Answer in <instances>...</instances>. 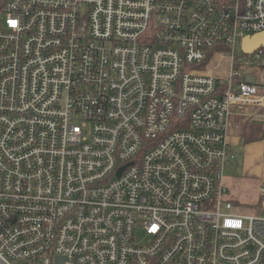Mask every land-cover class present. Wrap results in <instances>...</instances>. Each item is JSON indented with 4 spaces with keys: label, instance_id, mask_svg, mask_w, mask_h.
Segmentation results:
<instances>
[{
    "label": "built area",
    "instance_id": "2783aa9c",
    "mask_svg": "<svg viewBox=\"0 0 264 264\" xmlns=\"http://www.w3.org/2000/svg\"><path fill=\"white\" fill-rule=\"evenodd\" d=\"M262 31L264 0H0V264H264L225 180Z\"/></svg>",
    "mask_w": 264,
    "mask_h": 264
},
{
    "label": "rangeland",
    "instance_id": "374dc122",
    "mask_svg": "<svg viewBox=\"0 0 264 264\" xmlns=\"http://www.w3.org/2000/svg\"><path fill=\"white\" fill-rule=\"evenodd\" d=\"M242 58L245 59V62H249L250 60V58L247 59L241 55L237 58L235 64H239ZM230 61L227 57L222 58L219 55H215L211 57L205 69L207 72L226 80L230 74ZM251 64L246 66L244 71L253 72L256 80L264 84V53L262 52L260 57L256 58L253 64ZM237 67L240 66L237 65ZM234 145L236 158L231 160L225 168V180L230 186L231 195L234 197L236 203L243 208H240L243 214L264 215V211L260 210L261 205L257 193L263 168V142L260 140L244 144L241 141V143H234Z\"/></svg>",
    "mask_w": 264,
    "mask_h": 264
},
{
    "label": "trees",
    "instance_id": "16d2710c",
    "mask_svg": "<svg viewBox=\"0 0 264 264\" xmlns=\"http://www.w3.org/2000/svg\"><path fill=\"white\" fill-rule=\"evenodd\" d=\"M257 52L264 53V47L259 49ZM239 54H240L239 56L243 55L245 58L251 59L253 57V54L251 55L244 54L241 48H240ZM209 60L210 58H208L206 62L208 63ZM252 60L254 59L252 58ZM253 62L254 61H252V64ZM260 111H263V108H261ZM240 119L242 120V124H241L239 133H240L242 143L248 144V143L257 142V141L264 139V121L263 120L249 118V117H242Z\"/></svg>",
    "mask_w": 264,
    "mask_h": 264
},
{
    "label": "crops",
    "instance_id": "0c3cea01",
    "mask_svg": "<svg viewBox=\"0 0 264 264\" xmlns=\"http://www.w3.org/2000/svg\"><path fill=\"white\" fill-rule=\"evenodd\" d=\"M249 73L253 74V76H255L253 72H249ZM260 110H261V108H255V109L250 110L251 115L235 113L232 116L230 131H229V135H228V142L233 146V149L235 146L234 143H238V142L241 143V137H240L239 131H240V127L242 124V120L240 118L249 117V118H255V119H260V120L264 121V109H263V111H260ZM227 186L230 188L229 184H227ZM257 193H258V189H257Z\"/></svg>",
    "mask_w": 264,
    "mask_h": 264
},
{
    "label": "water",
    "instance_id": "95a60500",
    "mask_svg": "<svg viewBox=\"0 0 264 264\" xmlns=\"http://www.w3.org/2000/svg\"><path fill=\"white\" fill-rule=\"evenodd\" d=\"M241 50L244 54H254L259 49L264 47V31L245 36L241 41ZM246 81L249 83H254L255 77L253 75H247ZM124 167L120 169L118 176H120L121 172L123 171Z\"/></svg>",
    "mask_w": 264,
    "mask_h": 264
}]
</instances>
